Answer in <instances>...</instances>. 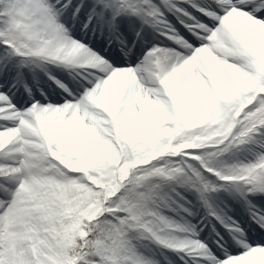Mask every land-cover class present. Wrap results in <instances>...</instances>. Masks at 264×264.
Here are the masks:
<instances>
[{
	"label": "snow or ice",
	"instance_id": "6c2138e0",
	"mask_svg": "<svg viewBox=\"0 0 264 264\" xmlns=\"http://www.w3.org/2000/svg\"><path fill=\"white\" fill-rule=\"evenodd\" d=\"M0 264H264V0H0Z\"/></svg>",
	"mask_w": 264,
	"mask_h": 264
}]
</instances>
